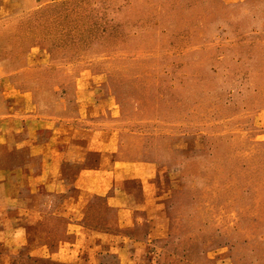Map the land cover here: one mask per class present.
<instances>
[{
    "label": "rangeland",
    "instance_id": "1",
    "mask_svg": "<svg viewBox=\"0 0 264 264\" xmlns=\"http://www.w3.org/2000/svg\"><path fill=\"white\" fill-rule=\"evenodd\" d=\"M42 143L70 177L118 143L136 213L72 232L22 174ZM2 177L0 264H264V0H0Z\"/></svg>",
    "mask_w": 264,
    "mask_h": 264
},
{
    "label": "crops",
    "instance_id": "2",
    "mask_svg": "<svg viewBox=\"0 0 264 264\" xmlns=\"http://www.w3.org/2000/svg\"><path fill=\"white\" fill-rule=\"evenodd\" d=\"M94 138L91 140L92 143H94ZM91 145L92 144L87 145V153L90 152L92 154H97L98 161L95 162V164H89V160L86 164L84 161L80 170L76 174L74 173V176L72 174V177H70L63 170L64 162L67 160L65 159L66 153L63 152L60 145H57V148L55 149L54 145L51 143H42L40 145L32 144V147H30L33 151L32 156H35L36 158L40 157V169L35 172L31 169L30 165H28L24 167L22 173L29 179L39 181L43 188H48V192L50 194H68L67 197L71 200L69 207H62L61 209L56 208V211H52L51 214L54 215L57 213L59 215L64 213L67 209V215H72V232L78 231V229L82 228L80 225L81 218L78 216L84 217L86 213L90 212L89 204L92 202V200L96 199V197H103L107 202H111L115 199L118 201L120 197H124L125 199L129 198V193L126 190L123 191V189H119L120 185L124 181H114L119 177H123L122 173L126 172L124 169L127 168L126 166L130 165L129 162L122 158L124 148L119 146L118 143L111 149H94ZM6 181L7 180L5 177L0 178V185H3V183L5 185ZM107 182L110 184L108 187L102 186V184ZM97 184L100 186H97ZM114 186V194H112L114 197L113 198L108 196V194L110 190L114 188ZM103 187L106 188L104 191L96 192V190H99ZM148 192H150V189H144L143 195H147ZM20 199V195L17 194L6 197L1 196L0 202L3 203V201L8 200V202H13L15 205L20 201ZM127 204V202H125V204H119L118 201V204L110 206L120 214H129V212L136 213V209H132L131 211L130 206ZM14 208H17V206H14ZM48 213L49 210L36 211L33 210V208L26 210L27 215L31 214L34 216L39 214L40 219L44 218ZM17 230H20V234L17 235V237H19L20 241L22 239L21 244H23L27 241V226L16 224L14 231ZM72 246H74V244H72Z\"/></svg>",
    "mask_w": 264,
    "mask_h": 264
}]
</instances>
